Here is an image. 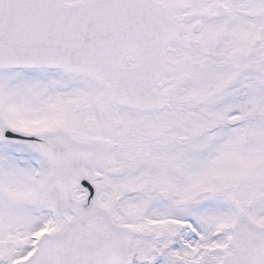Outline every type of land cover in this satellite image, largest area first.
Segmentation results:
<instances>
[{"label": "snow or ice", "instance_id": "1", "mask_svg": "<svg viewBox=\"0 0 264 264\" xmlns=\"http://www.w3.org/2000/svg\"><path fill=\"white\" fill-rule=\"evenodd\" d=\"M0 264H264V0H0Z\"/></svg>", "mask_w": 264, "mask_h": 264}]
</instances>
